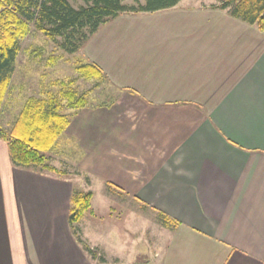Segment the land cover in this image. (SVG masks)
Here are the masks:
<instances>
[{
	"label": "crops",
	"instance_id": "obj_1",
	"mask_svg": "<svg viewBox=\"0 0 264 264\" xmlns=\"http://www.w3.org/2000/svg\"><path fill=\"white\" fill-rule=\"evenodd\" d=\"M184 2L110 19L80 49L111 99L72 111L46 153L74 180L13 166L0 141V264H264V32ZM81 177L156 226L77 223L79 242Z\"/></svg>",
	"mask_w": 264,
	"mask_h": 264
},
{
	"label": "trees",
	"instance_id": "obj_2",
	"mask_svg": "<svg viewBox=\"0 0 264 264\" xmlns=\"http://www.w3.org/2000/svg\"><path fill=\"white\" fill-rule=\"evenodd\" d=\"M76 1L0 0V111L20 51V41L29 33L30 26L46 39L58 43L63 52L74 54L110 19L122 14L170 9L180 0H132L131 5L124 3L125 0H80L83 5L74 7L72 3ZM219 8L264 32V0H221ZM75 72L87 81L105 79L102 71L91 63L76 65ZM86 103V97L72 88L59 97L28 99L9 130L0 126V141L6 144L13 166L43 174L66 175L65 170L48 163L46 153L69 124V114L62 113L64 107L74 111ZM73 173L79 175V172ZM91 197L90 191L77 190H73L70 197L67 219L73 235L81 243L76 226L90 208ZM84 248L93 254L88 247Z\"/></svg>",
	"mask_w": 264,
	"mask_h": 264
},
{
	"label": "rangeland",
	"instance_id": "obj_3",
	"mask_svg": "<svg viewBox=\"0 0 264 264\" xmlns=\"http://www.w3.org/2000/svg\"><path fill=\"white\" fill-rule=\"evenodd\" d=\"M219 1L221 2V0H185L184 4L195 5L199 2L218 3ZM124 3L131 5L133 1L125 0ZM72 5L78 7L83 3L77 0ZM57 40L60 41V39ZM80 52H82L80 49L74 54L63 52L58 43L46 39L30 26L29 33L20 41V51L0 111V126L9 130L28 99L39 100L48 98L50 95L59 97L68 88L74 89L79 95H84L91 103H97V105L109 103L111 93L107 83L103 80H84L75 72L76 65L86 63ZM70 81L73 82L72 85ZM71 112L67 107L62 110V113L67 115ZM48 163L57 167L59 158L48 160ZM61 167L65 170V177L75 179L70 168L62 165ZM80 181L76 187L82 190L78 191L90 190L93 195L90 208L83 214L78 226H138V234L144 237L150 229L148 226H156L151 214L139 206L123 207L118 198L114 197L113 193L112 195L107 193L108 190L101 185L96 184L94 188L86 190L83 177Z\"/></svg>",
	"mask_w": 264,
	"mask_h": 264
}]
</instances>
